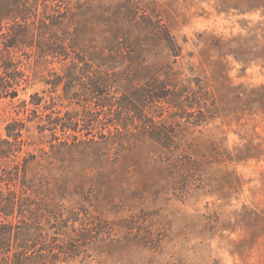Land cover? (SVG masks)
Instances as JSON below:
<instances>
[{
    "label": "rangeland",
    "instance_id": "374dc122",
    "mask_svg": "<svg viewBox=\"0 0 264 264\" xmlns=\"http://www.w3.org/2000/svg\"><path fill=\"white\" fill-rule=\"evenodd\" d=\"M63 6L77 50L105 64L102 72L133 69L120 90L169 76L185 97L198 96L186 104L198 101L204 114L164 105L172 147L128 127L53 149L38 126L49 113L43 106L63 91L45 84L43 65L26 64L28 89L0 99V138L13 120L26 122L14 160L30 159L27 182L37 192L30 194L48 210L40 228L56 248L30 264H264V0ZM164 38H174L180 56ZM36 93L45 97L39 108L30 104Z\"/></svg>",
    "mask_w": 264,
    "mask_h": 264
},
{
    "label": "trees",
    "instance_id": "16d2710c",
    "mask_svg": "<svg viewBox=\"0 0 264 264\" xmlns=\"http://www.w3.org/2000/svg\"><path fill=\"white\" fill-rule=\"evenodd\" d=\"M64 2L0 0V99L15 100L22 90L28 89L34 78L26 64L35 60L37 65L44 66L48 75L44 81L50 90L63 91V95L50 97L43 106L49 113L41 118L38 126L42 139L49 138L53 149L62 150L88 140L92 142L97 137L120 135L122 129L128 127L172 147L175 136L164 124L165 106L176 109L175 113L185 112L186 103L198 100V96L185 97L186 87L178 89L169 76L120 90V79L135 72L125 69L121 75L109 67L107 72H102L105 64H98L77 50L69 38L71 29L67 27L72 18L71 10L64 8ZM164 39L169 42L174 56H180L181 48L174 38ZM53 64H59V70L50 68ZM44 101L45 97L39 93L31 95L30 104L34 107H41ZM23 105L27 107V101H23ZM199 105L197 101L187 106L194 110L192 116L204 114ZM31 111L37 118L41 117L38 109ZM112 127L115 130H111ZM25 129L24 120H13L6 127V138H0V264H30L45 258L43 253L47 249H51L48 253L53 255L56 249L49 248L47 234L40 228L48 210L30 194H37L27 182L30 159L25 158L23 163L14 160L26 143ZM84 130L86 140L83 141L80 134ZM94 130L99 134L93 133ZM105 130L108 134L103 132ZM11 218L19 221L15 223L9 220ZM32 229H37L38 233H33Z\"/></svg>",
    "mask_w": 264,
    "mask_h": 264
}]
</instances>
